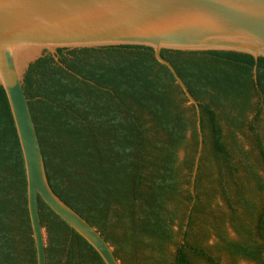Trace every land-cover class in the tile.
<instances>
[{
	"label": "trees",
	"instance_id": "trees-1",
	"mask_svg": "<svg viewBox=\"0 0 264 264\" xmlns=\"http://www.w3.org/2000/svg\"><path fill=\"white\" fill-rule=\"evenodd\" d=\"M57 51L58 60L43 55L23 78L48 184L120 264H222L205 245L210 234L217 250L264 264V178L237 138L246 129L264 164V57L160 50L199 104L203 141L192 183L195 108L151 47ZM217 195L227 211L213 206ZM38 206L46 264H105L41 198ZM0 264H36L24 162L1 86Z\"/></svg>",
	"mask_w": 264,
	"mask_h": 264
},
{
	"label": "water",
	"instance_id": "water-1",
	"mask_svg": "<svg viewBox=\"0 0 264 264\" xmlns=\"http://www.w3.org/2000/svg\"><path fill=\"white\" fill-rule=\"evenodd\" d=\"M108 45L151 47L155 59L172 73L187 105L194 106L198 148L193 183L203 141L199 104L160 50L237 51L251 54L256 63L258 57H264V0H0V86L22 152L36 264H46L47 234L40 222L39 198L84 238L105 264H120L100 232L49 186L23 89L29 65L46 53L58 60V48ZM253 79L256 81V64Z\"/></svg>",
	"mask_w": 264,
	"mask_h": 264
},
{
	"label": "rangeland",
	"instance_id": "rangeland-1",
	"mask_svg": "<svg viewBox=\"0 0 264 264\" xmlns=\"http://www.w3.org/2000/svg\"><path fill=\"white\" fill-rule=\"evenodd\" d=\"M237 138L243 150L247 153L250 161L254 163V165L256 166L258 173L264 178V164L258 159V152L252 144L250 133L246 129H243L237 133ZM183 154L184 152L183 150H181L179 152L180 159L183 157ZM212 204L216 208L219 207L221 210L227 211V204L218 195L214 198ZM222 226L230 237L235 236V233L231 228L228 220H224L222 222ZM215 243H216V237L213 234H210L206 240L205 245L208 248V250L212 253V255L216 259H218L222 264H255L254 262L247 261L244 259H236L224 251L217 250L214 247ZM168 250L170 252L174 251L173 245H170ZM146 255L151 256L149 252ZM193 262L194 264H208L199 257L194 258ZM138 263H139L138 260H133L131 264H138Z\"/></svg>",
	"mask_w": 264,
	"mask_h": 264
},
{
	"label": "flooded vegetation",
	"instance_id": "flooded-vegetation-1",
	"mask_svg": "<svg viewBox=\"0 0 264 264\" xmlns=\"http://www.w3.org/2000/svg\"><path fill=\"white\" fill-rule=\"evenodd\" d=\"M57 52H58V51H56V53H55V54H56V56H57ZM46 54H48V53H46ZM57 58H58V56H57ZM60 64H61V63H60Z\"/></svg>",
	"mask_w": 264,
	"mask_h": 264
}]
</instances>
